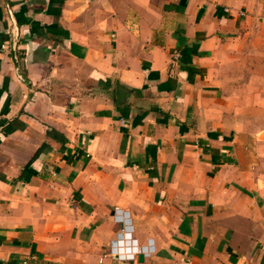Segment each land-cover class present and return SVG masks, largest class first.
I'll use <instances>...</instances> for the list:
<instances>
[{
	"label": "crops",
	"instance_id": "crops-1",
	"mask_svg": "<svg viewBox=\"0 0 264 264\" xmlns=\"http://www.w3.org/2000/svg\"><path fill=\"white\" fill-rule=\"evenodd\" d=\"M0 41V264H264V0H0Z\"/></svg>",
	"mask_w": 264,
	"mask_h": 264
},
{
	"label": "water",
	"instance_id": "water-1",
	"mask_svg": "<svg viewBox=\"0 0 264 264\" xmlns=\"http://www.w3.org/2000/svg\"><path fill=\"white\" fill-rule=\"evenodd\" d=\"M12 54L14 55V59H15V62H16V65H17V67L19 68V65H18V62H17V60H16V48H15V45H13L12 46ZM119 92H121V86H119ZM143 259H144V254L143 253H141L140 255H139V260L140 261H143Z\"/></svg>",
	"mask_w": 264,
	"mask_h": 264
},
{
	"label": "built area",
	"instance_id": "built-area-1",
	"mask_svg": "<svg viewBox=\"0 0 264 264\" xmlns=\"http://www.w3.org/2000/svg\"><path fill=\"white\" fill-rule=\"evenodd\" d=\"M7 49H8V47H7V43L0 41V51H2V50H7ZM116 251H117V250H116L115 247H111V252H112V253H113V252H116ZM118 256H122V254H121L120 252H118Z\"/></svg>",
	"mask_w": 264,
	"mask_h": 264
}]
</instances>
